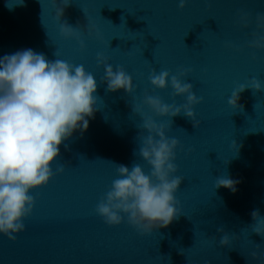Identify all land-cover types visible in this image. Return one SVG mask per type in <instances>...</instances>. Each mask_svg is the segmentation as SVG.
<instances>
[{
	"label": "clouds",
	"instance_id": "1",
	"mask_svg": "<svg viewBox=\"0 0 264 264\" xmlns=\"http://www.w3.org/2000/svg\"><path fill=\"white\" fill-rule=\"evenodd\" d=\"M70 2L52 0L58 20H62ZM187 2L178 0L179 8H185ZM19 4H23V0ZM250 22V14L241 12L242 26L246 28ZM255 23L259 31L253 33L248 46L264 49V34H261L264 33V14L257 13ZM85 31L89 36L95 33L97 38L100 37L99 31L90 23L76 28L66 21L60 25L63 38L75 39L81 49L85 47ZM96 59L97 64L105 69L101 82L106 83L107 92L122 89L131 94L134 91L132 77L123 66L118 65L114 70L103 53H97ZM192 71L191 68L181 67L176 74H172L168 70L157 73L153 69L149 75L153 88L166 89L170 78L173 96L186 97V102L179 106L167 104L160 97L145 92L143 105L157 117L171 118L183 113L193 127L198 128L200 122L196 119L194 107L203 98L197 97L193 84L184 80ZM97 87L94 75L87 72L83 65H73L61 59L51 61L43 53H36L30 48L0 58V234L9 240L15 241L16 234L25 230L23 220L32 214L35 204L30 191L46 186L53 178L52 165L60 157V146L64 144L67 149L68 145L64 142L76 130L82 135L89 126V118H94L98 110ZM249 89L255 94L264 91V86L255 77L247 83L238 84L228 104L243 112L244 106L239 103L240 94ZM132 112L141 117L142 125L138 128L147 133L144 135L140 131L138 135L141 141L139 155L151 166V173L146 174L139 164L133 163L129 168L114 163L118 177L100 199L96 212L110 226L121 224L126 216L127 222L141 234H150L168 227L181 215L175 193L184 178L174 175L178 171L174 163L175 150L180 142L166 136L168 125L157 123L141 105L133 106ZM56 172L63 173L64 166H58ZM238 183L239 180L220 176L216 178L215 188L223 187L235 193ZM251 217L255 221L252 231L264 235V230L259 227L264 224L259 209H254ZM217 231L223 232V229L218 228ZM219 243L228 246V236L224 235ZM251 257L264 264V254L258 255L254 251Z\"/></svg>",
	"mask_w": 264,
	"mask_h": 264
}]
</instances>
